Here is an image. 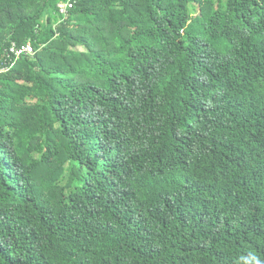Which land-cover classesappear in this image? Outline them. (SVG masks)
I'll return each instance as SVG.
<instances>
[{"label": "trees", "instance_id": "obj_1", "mask_svg": "<svg viewBox=\"0 0 264 264\" xmlns=\"http://www.w3.org/2000/svg\"><path fill=\"white\" fill-rule=\"evenodd\" d=\"M67 1L0 0V264H264V0Z\"/></svg>", "mask_w": 264, "mask_h": 264}, {"label": "built area", "instance_id": "obj_2", "mask_svg": "<svg viewBox=\"0 0 264 264\" xmlns=\"http://www.w3.org/2000/svg\"><path fill=\"white\" fill-rule=\"evenodd\" d=\"M70 7H71V0H68L67 2H65L63 4L58 5L59 12L61 14H65L66 10ZM33 53H34V50L31 46V44L29 42H27L24 46H22L19 49L16 48V46L14 44H11V46L8 50L7 56L9 57L10 54H13L15 57H19L21 55H33ZM10 66H12V64ZM7 69H8V67L0 69V72L5 71Z\"/></svg>", "mask_w": 264, "mask_h": 264}]
</instances>
